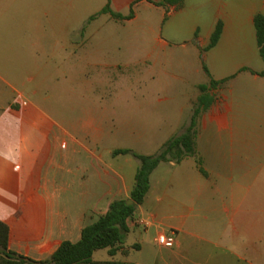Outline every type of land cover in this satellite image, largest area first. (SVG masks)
Wrapping results in <instances>:
<instances>
[{"label": "crops", "instance_id": "0c3cea01", "mask_svg": "<svg viewBox=\"0 0 264 264\" xmlns=\"http://www.w3.org/2000/svg\"><path fill=\"white\" fill-rule=\"evenodd\" d=\"M88 3L96 7L89 11L85 25L67 32L61 22L57 30L59 39L51 48L63 61L84 59L95 67L115 66L105 55L82 54L94 40L92 36L111 30L87 27L98 19L141 24L138 30L142 34L156 35L169 18L166 28L189 31V45L195 49L189 71L203 72L204 65L209 75L203 72L206 81L190 84L197 91L190 99L186 78H134L136 89L131 91L129 85L122 96L135 100L126 110L137 115V126L123 119L112 132L91 118L80 128L87 139L82 147L85 154L70 162H63L65 155H58L52 147L48 138L51 125L45 126V143L34 139L30 129L36 126L28 116L36 108L26 103L15 108L0 104V162L14 160L24 168L29 179L26 205L34 211L19 228L0 207V221L9 228L8 248L33 260L46 259L61 242H77L81 230L105 214L110 203L128 200L138 161L134 158L132 168L126 158L129 154L112 155L113 151L130 149L152 155L169 138L182 134L199 96L198 86L211 78L225 81L209 91L213 103L197 119L195 149L201 171L189 156L178 163H160L150 174L142 203L127 220L126 237L132 235L133 241L126 244L125 237L122 249L128 256L133 250L130 246L136 244V250H146L147 256L162 264H264V62L253 22L256 14L264 16V0H109L111 11L122 16L132 9L133 17L127 20L100 13L106 0ZM70 4L68 1L67 6ZM69 16L65 10L58 12L59 18ZM91 16L94 18L89 19ZM218 22L220 38L214 47L204 50ZM171 89L178 90L176 96L170 94ZM55 165L58 173L51 172ZM2 171L0 164V179ZM55 176L58 183L51 180ZM2 200L7 201L0 197V203ZM137 218L147 220L149 226L133 225ZM171 231L175 233L172 247L156 243L159 233Z\"/></svg>", "mask_w": 264, "mask_h": 264}, {"label": "rangeland", "instance_id": "374dc122", "mask_svg": "<svg viewBox=\"0 0 264 264\" xmlns=\"http://www.w3.org/2000/svg\"><path fill=\"white\" fill-rule=\"evenodd\" d=\"M68 1H71L70 6H67ZM88 1H0V104H11L15 108L26 103L28 107L36 108L37 111L28 116L36 126L30 132L37 142L41 140L45 143V126L51 125L48 138L53 142L52 147L57 150L58 155H65L63 162H70L85 154L82 147L86 145L87 139L80 128L91 118L101 122L110 131L116 129L115 126L123 119L124 122L137 126V115L126 110L129 102L132 104L135 100L122 96L125 87L127 89L132 85L131 91L136 89L137 79L133 80L134 78H186L190 81L189 99L197 93L190 84L207 79L202 71H189V63L191 65L195 61L194 45H189V31L183 27L166 28L169 18L164 19L165 23L158 28L156 35L142 34L138 30L143 27L141 24L127 25L112 20L106 22V17L98 19L87 27H108L112 31L92 36L94 40L88 42L82 54L105 55L108 58L106 61L115 66L95 67L84 59L63 61L57 54L59 52H54L51 48L57 45V30L62 23L67 32L76 31L85 25L89 11L96 7L92 5L91 8ZM62 10L70 13V16L66 19L59 18L58 12ZM140 13L143 14L142 11ZM151 16L155 17L156 14ZM164 17L166 15L163 14ZM159 39L166 41V44L161 45ZM117 64L120 67H116ZM177 92L178 90H170V94ZM133 109L136 111V107ZM128 145L133 147L130 143ZM126 158L133 168L134 157L128 155ZM56 162V165H60L62 160ZM0 164L3 167L0 197L7 200L1 201V212L9 221L23 228L34 215L32 208L26 205L29 179L19 162L7 159ZM56 165L50 168L51 172H59ZM66 166L72 168V164ZM132 168L129 165L128 172ZM51 180L57 183L59 181L57 176ZM132 241V235H128L126 244ZM133 246H130L133 250L128 256L117 254L110 257L107 250L102 249L93 254V259L162 264L158 258L154 260L147 256L146 250L138 251Z\"/></svg>", "mask_w": 264, "mask_h": 264}, {"label": "trees", "instance_id": "16d2710c", "mask_svg": "<svg viewBox=\"0 0 264 264\" xmlns=\"http://www.w3.org/2000/svg\"><path fill=\"white\" fill-rule=\"evenodd\" d=\"M182 0H163L164 3L180 2ZM162 5V4H159ZM100 13H108L117 20H127L133 17L132 9L126 16L111 11L109 0H106L104 8ZM94 18L91 16L89 19ZM256 43L259 56L264 62V16L256 14L253 19ZM221 23L218 22L212 32L209 43L204 50L215 46L221 35ZM203 72L208 76L207 68L202 65ZM261 74H264L262 72ZM225 80L215 81L209 79L208 83L198 86L199 96L193 106L189 124L180 135H175L165 141L158 151L152 155H141L130 149L113 151L112 155L129 154L138 161V167L134 175V182L129 193L131 204H126V200H117L110 203L105 214L96 221L85 226L81 230L80 239L77 242L63 241L58 248L46 259L33 260L8 248L9 228L0 221V264H133L119 260H94L93 254L98 250H107L110 257L117 253L126 256L127 250L122 249L125 237L129 232L127 220L132 219L136 208L140 205L149 190V177L152 171L162 162H180L185 157H194L200 168V159L195 149V139L197 133V119L200 113L206 110L212 103L213 97L209 94L211 89H215ZM134 244L133 248L137 249Z\"/></svg>", "mask_w": 264, "mask_h": 264}, {"label": "built area", "instance_id": "2783aa9c", "mask_svg": "<svg viewBox=\"0 0 264 264\" xmlns=\"http://www.w3.org/2000/svg\"><path fill=\"white\" fill-rule=\"evenodd\" d=\"M133 225H138L141 226L143 228H146L149 226V222L143 218H137L133 221ZM174 232H162L159 233L156 236V243L160 246H164V247H172L174 244Z\"/></svg>", "mask_w": 264, "mask_h": 264}, {"label": "water", "instance_id": "95a60500", "mask_svg": "<svg viewBox=\"0 0 264 264\" xmlns=\"http://www.w3.org/2000/svg\"><path fill=\"white\" fill-rule=\"evenodd\" d=\"M125 202H126V204H131V203H132V201H131V200H129V199H128V200H126Z\"/></svg>", "mask_w": 264, "mask_h": 264}]
</instances>
